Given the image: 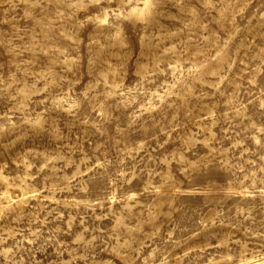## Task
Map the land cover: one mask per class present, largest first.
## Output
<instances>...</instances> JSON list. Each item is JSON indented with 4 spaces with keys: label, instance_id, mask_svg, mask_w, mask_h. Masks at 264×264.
I'll list each match as a JSON object with an SVG mask.
<instances>
[{
    "label": "rangeland",
    "instance_id": "obj_1",
    "mask_svg": "<svg viewBox=\"0 0 264 264\" xmlns=\"http://www.w3.org/2000/svg\"><path fill=\"white\" fill-rule=\"evenodd\" d=\"M0 264H264V0H0Z\"/></svg>",
    "mask_w": 264,
    "mask_h": 264
}]
</instances>
